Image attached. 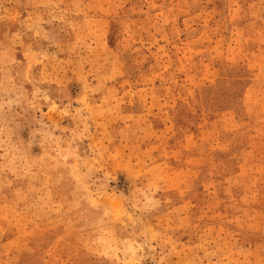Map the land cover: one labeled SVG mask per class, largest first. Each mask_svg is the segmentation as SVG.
Instances as JSON below:
<instances>
[{
    "label": "rangeland",
    "instance_id": "374dc122",
    "mask_svg": "<svg viewBox=\"0 0 264 264\" xmlns=\"http://www.w3.org/2000/svg\"><path fill=\"white\" fill-rule=\"evenodd\" d=\"M0 264H264V0H0Z\"/></svg>",
    "mask_w": 264,
    "mask_h": 264
}]
</instances>
